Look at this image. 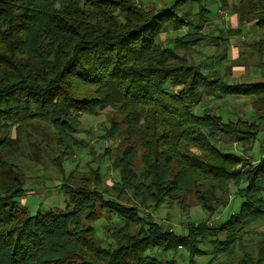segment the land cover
Returning <instances> with one entry per match:
<instances>
[{
  "label": "trees",
  "instance_id": "16d2710c",
  "mask_svg": "<svg viewBox=\"0 0 264 264\" xmlns=\"http://www.w3.org/2000/svg\"><path fill=\"white\" fill-rule=\"evenodd\" d=\"M187 3L196 5L197 23L185 20ZM213 5L231 6L236 16L237 29L227 34L257 28L253 64L263 69L264 0H173L159 9L137 0H0V264H197L207 254L204 241L212 252L207 264L236 250L240 255L229 264H264L263 233L252 252L243 244L250 226L264 219V157L252 162L224 146L233 142L246 153L257 139L264 126V74L257 82L227 83L229 70L220 75L206 64L202 70L175 52L207 39L201 30ZM183 27L185 36L162 46V32ZM205 96L250 97L254 119H224L207 106L197 113L194 106ZM105 107L122 115L99 137L123 135L111 161L118 175L114 199L101 188L99 164L74 178L73 170L65 175L60 158L67 161L74 147L86 146L73 136L80 115ZM35 121L54 133L59 154L52 162L63 175L64 210L29 214L18 201L25 177L11 158L26 146L39 160L41 146L20 137L39 133ZM232 189L242 197L237 212L223 221H198L185 233L163 228L139 209L184 207L191 195L213 215L227 206ZM103 210L120 220L107 233L108 247L93 237L92 222ZM180 248L186 262L147 253Z\"/></svg>",
  "mask_w": 264,
  "mask_h": 264
},
{
  "label": "rangeland",
  "instance_id": "374dc122",
  "mask_svg": "<svg viewBox=\"0 0 264 264\" xmlns=\"http://www.w3.org/2000/svg\"><path fill=\"white\" fill-rule=\"evenodd\" d=\"M173 0H137L139 4L143 7H150L159 9L162 5H168ZM233 3L234 0H229ZM165 7V6H163ZM184 11L189 12L191 15L185 20L191 19L193 23H197L196 18L193 13L197 11V7L194 4L187 3L184 5ZM223 9L225 14H220L219 11ZM212 13L210 15V21L207 25H204L201 34L206 35L208 40H201L195 46L189 48H175L176 54L186 58L187 62L196 64L202 70H206L205 65L216 66L219 65V74L222 75L224 71L229 70V74L234 68L247 65L246 68H239L240 75L232 77L235 80L227 81L229 83L234 82H257L260 80H254L250 74L256 73L258 68L253 62L256 61L254 58L253 51H247L246 55L240 53L238 56H234L233 59L223 60L216 58L219 57V49L221 47L214 48L213 36H218L216 40H219L221 36H225L226 31L234 26L235 22L232 21L231 16L232 10L231 6L217 8L216 5L211 6ZM217 10V11H216ZM216 12V13H215ZM231 19V20H230ZM245 29V26L242 27ZM193 32L195 29L192 30ZM250 32V31H249ZM187 33L186 27L180 30L174 31L171 29L166 30L160 34V40L162 46L171 47L173 45L172 39L176 36H183ZM200 34V35H201ZM185 36V35H184ZM258 33L254 34L253 37L258 38ZM244 37L243 34L239 33L233 38H238L241 42V38ZM252 49V48H251ZM228 62V64H226ZM220 63V64H219ZM250 97L244 96H232L225 98H216L212 96H205L202 100L194 106V110L199 113L201 108L204 106L211 107L213 111L221 114L224 119L234 120L236 117H241L249 121L254 119L252 107L250 105ZM122 119V115L113 110L110 107H105L99 109L96 114H81L79 118V126L74 132L73 136L80 139L86 143V146L74 147L71 154L67 157V161H64L63 157L61 161L65 170V175L73 170L74 178L81 177L87 172H91V168H95L96 165H100L102 168V183L101 188L107 190L106 196L115 198V192L113 190V185L118 181L117 171L111 164L112 159H114L119 149L123 146L121 140L123 135H119L114 139H107L102 141L99 137L104 133V128L110 125L112 119ZM34 124L37 125V134L30 135L28 137L26 133L20 135L22 141L28 140L30 143H38L41 146L40 157L38 161H34L31 157L30 151L27 147L21 148V152L16 153L11 159L14 160L19 165L21 172L25 177V190L26 193L18 199L19 204L27 208L29 214H35L36 211L44 212L47 209L53 210H64L65 209V196L59 190V183L62 178V174L57 169V166L52 162V158L56 157L58 152V147L54 141V133L42 122L35 121ZM29 130V128H28ZM45 130L48 138L44 137L42 132ZM14 135V132H10ZM45 143H48L47 146ZM221 143V142H220ZM92 146V147H91ZM225 148H229L234 152L243 153L246 157L252 161L257 162L258 159L264 157V126L257 136V139L252 144L251 148L244 153L242 148L231 142L224 143ZM107 148L108 156L107 158H102L101 153L104 152L103 149ZM19 150V151H20ZM195 153H199L197 150L193 149ZM104 154V153H102ZM141 152L137 155L136 164L141 165L140 156ZM63 159V160H62ZM37 179V181H34ZM36 183V184H35ZM125 197L121 198L123 201ZM125 202V201H123ZM130 204H136L132 199L128 200ZM242 202V197L234 194V190H231V196L229 197V202L224 209L217 210L213 215H209L208 212L202 210L190 196L186 197V203L188 205L180 207L177 204H162L156 209H146L140 208L142 211L150 214L153 220L159 222L163 228L172 229L177 233H185L186 228L189 225H193L198 221L209 218L210 223L223 221L231 213L237 212L239 206ZM127 203V201H126ZM146 209V210H145ZM101 211V210H100ZM104 212L100 215V218L92 222L94 228V240L104 246H109V241L107 240V233L120 224V220L111 215L110 213ZM259 233L264 234V219L258 223L250 226V232L245 234L243 241L245 250H254L255 244L260 240ZM219 240L223 239L222 235H218ZM203 249L207 250V254L204 256L197 257V264H207L208 259L212 255L210 245L207 241H204L200 245ZM148 255L162 260L173 259L177 262L187 261L188 255L183 249H177L175 252L160 253L157 250H151L147 252ZM240 252L236 250L234 253L228 256H219L217 260L213 261L211 264H229L237 259Z\"/></svg>",
  "mask_w": 264,
  "mask_h": 264
},
{
  "label": "crops",
  "instance_id": "0c3cea01",
  "mask_svg": "<svg viewBox=\"0 0 264 264\" xmlns=\"http://www.w3.org/2000/svg\"><path fill=\"white\" fill-rule=\"evenodd\" d=\"M233 16H231L230 18H232V21L235 22L234 26H232V29H237V21H236V16L234 14H232ZM231 20V19H230ZM229 28V29H231ZM228 29V30H229ZM250 31V32H249ZM240 33L244 35V37L241 38V42L238 43V41H240L238 38H233V36L236 35H229L226 34L225 36H221V38L219 40H216V38H218V36H213L211 39L213 40V45L214 48L216 47H221V49H219V57H216L218 59L223 60V58L227 59V60H231L233 59L234 56H238L240 53H244L246 55L247 51L251 52L254 49V44L255 42L260 38V33L257 30V28L254 25H247L245 26V29H240ZM258 33V38L253 37L254 34ZM208 40V38H207ZM205 40V41H207ZM216 41H218L220 43V45L216 44ZM263 44H264V38H263ZM252 48V49H251ZM263 62H264V57H263ZM220 64V63H219ZM226 64H228V62H226ZM219 65L214 66V68L219 71L218 68ZM236 68H234V70H232L230 72V74H228L226 77H224V80L227 81H232L235 80L232 77H235L237 75H240L239 72V68H246V70H248L247 65H243L240 67L235 66ZM255 68V65H254ZM263 74H264V68L263 69H258L256 73H252L250 74L252 76V78L254 80H260L263 78ZM229 83V82H227Z\"/></svg>",
  "mask_w": 264,
  "mask_h": 264
},
{
  "label": "built area",
  "instance_id": "2783aa9c",
  "mask_svg": "<svg viewBox=\"0 0 264 264\" xmlns=\"http://www.w3.org/2000/svg\"><path fill=\"white\" fill-rule=\"evenodd\" d=\"M219 13L222 15V14H225V11H224L223 9H221V10L219 11Z\"/></svg>",
  "mask_w": 264,
  "mask_h": 264
}]
</instances>
